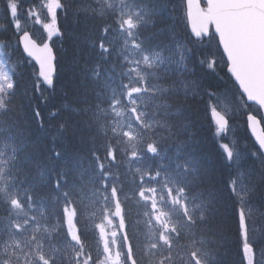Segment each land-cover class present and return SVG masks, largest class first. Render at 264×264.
Segmentation results:
<instances>
[{
  "label": "trees",
  "instance_id": "trees-1",
  "mask_svg": "<svg viewBox=\"0 0 264 264\" xmlns=\"http://www.w3.org/2000/svg\"><path fill=\"white\" fill-rule=\"evenodd\" d=\"M30 2L31 0H0V51L7 56L11 68L10 77L15 84L4 97L6 108L0 109V156L7 164L8 180L15 176L11 181L12 188L18 186L19 192H24L25 188L35 184L38 173L43 171L46 183L33 188L32 193L34 198L48 196L50 212L51 195L55 192L52 182L61 176L66 177L67 182L61 184V189L67 190L76 203L80 213L77 223L81 228V236L91 246L96 233L86 231V226L82 224L81 218L85 220L86 216L83 211L85 201L81 200L80 190L85 182L97 187L103 180V175L97 172V163L92 159V153L97 152L102 158H106L108 151L107 137L101 133V124L106 126L108 118L99 112L98 105L107 109L109 86L106 85L110 82L114 85L118 80L116 72H112V81L107 80L106 72L111 71L110 66L115 64L117 71L122 70L117 49L113 43H109L116 25L112 24L108 36L104 38L105 44L110 45L112 50L108 53V59L103 60L94 42L101 39V26L110 23L112 17L109 16L107 21L101 19L95 10L103 7L107 12L109 8L95 0H62L63 7L56 13L62 35L55 45L56 75L53 87L49 88L41 82L32 64L23 58L17 46L16 28H13L16 15L9 18L10 5L17 8L18 16L26 18L34 7L29 5ZM130 3L142 16L147 12V20H154V26L145 23L139 29L143 45L162 51L166 58L177 55L187 71L181 79L173 75L166 76L162 81L170 91L163 99L164 104L172 106L173 110L167 111L169 116H164L163 124L156 128L153 135L162 154H168L167 162L162 161L158 166L168 165L174 171L176 179L180 180L184 176L181 165L186 157L197 170L199 186L214 188L217 194V211L211 226L222 233L217 239H224V245L216 252L217 264H238L242 245L237 238L235 200L229 191L228 180L232 176L238 177L243 169L245 180L248 177L246 184L251 192L250 202L256 208L254 213L251 208L248 209L249 222H261L264 225V160L250 139L242 117L238 121L230 119L233 125L236 124L232 132L234 141L245 150H238L243 162L236 167L227 163L226 154L220 147L221 144L218 145L212 137L206 119L204 129L203 125L204 118L210 111L208 102L213 95H217L220 100L225 97L228 101L233 100L230 97H242L226 73L224 61L220 63L222 68L215 76V72L210 71L205 64L211 57L207 54V49L188 37L184 0H131ZM97 63L101 65L100 75L94 79L93 72ZM173 84L174 88L171 87ZM181 84H187V87H180ZM116 86L117 84L114 85ZM98 92L100 95H97ZM172 93L175 94L173 100H169L167 97ZM53 111L56 112L55 115H52ZM251 112L259 116L258 109L251 108ZM151 137L152 134L148 133L145 143ZM178 145H181L179 155ZM57 151L60 153L58 158L53 155ZM254 153L257 154L256 158L253 157ZM117 156L120 158L119 150ZM152 159L144 153V158L136 164L154 171L158 166L150 162ZM113 170L115 166L113 169H105ZM118 170L121 173L120 182H124L127 176L124 167L121 165ZM192 175V172L187 173L185 177L192 179ZM124 188L129 190L130 185L124 183ZM2 199L4 196L0 195V200ZM23 203L26 204V199ZM129 204L128 207L131 208ZM131 209L133 213L138 211L137 208ZM7 211V204L0 206V216H6ZM259 229L261 228L258 227V231ZM63 231L61 229V233ZM144 239L141 236L138 256H143ZM181 241L183 242V236ZM52 242L64 245L68 240L66 236L59 235L54 236ZM212 247L217 246L213 244ZM178 251L188 253V249L184 247H179Z\"/></svg>",
  "mask_w": 264,
  "mask_h": 264
},
{
  "label": "snow or ice",
  "instance_id": "snow-or-ice-1",
  "mask_svg": "<svg viewBox=\"0 0 264 264\" xmlns=\"http://www.w3.org/2000/svg\"><path fill=\"white\" fill-rule=\"evenodd\" d=\"M115 2L117 7L113 9L109 5L107 12L103 7L95 10L101 19L107 21L109 16L112 17L110 23L101 26V39L94 42L98 52L102 54L101 59L107 60L108 53L112 50L110 45L105 44L104 38L108 36L112 24H115L116 30L123 36L117 55L121 57V64L127 65L122 72L116 70L115 64L110 66L111 71L106 72L107 80L112 81V72H116L119 90L109 86L107 109L98 105L99 112L110 116L111 120L106 126L101 124V133L107 137L106 158H102L97 152L92 153V159L97 163V172L103 175L100 189L96 190L98 195L103 191L100 197L104 209L103 220L85 229L95 231V240L90 246L81 236V228L77 223L79 210L68 191L61 189V184L67 182L66 177L61 176L52 182L55 192L51 195V212L47 204L48 196L34 198L32 189L46 183L41 171L36 183L25 188L24 192H19L18 186L13 187L9 193L0 187V195L4 196L0 200V206H8L7 215L0 216V264H217L216 252L224 245V239L218 240L217 236H222V233L211 226L217 211V194L214 188L199 186L195 168L191 169L192 179L181 177L177 180L172 173H162L159 167L152 171L142 169L134 163L142 160L144 153L149 156L158 155L157 142L153 139L145 143V135L155 132L156 122L150 116L153 113L158 115L161 106L165 109L169 107L167 104L162 105L160 101H154L153 97L169 92V87L163 86L162 81L170 75V71H156L165 64L163 52L149 54L144 50L143 38L139 35L141 25L146 23L154 26V20L146 19L147 12L142 16L138 11L121 9L119 6L125 5L127 0ZM47 6L50 23L44 27L51 39L62 35L56 18V13L63 7L62 0H47ZM12 16L10 10L9 18ZM13 28H16V24H13ZM21 44L24 51L39 64V78L47 87L52 88L55 74L54 52L48 49L45 59L43 50L37 48L34 41L22 37ZM3 68L4 62L0 60V109L6 108L4 97L15 87L14 81ZM100 68L101 65L97 63L93 72L94 79L99 78ZM150 79L153 81L151 86ZM171 87L174 88L175 85ZM249 99L254 97L250 96ZM150 104L153 106L151 112ZM55 114L53 111L52 115ZM212 116L215 134L219 136L225 131L226 118L215 111ZM258 143L261 150H264V139H260ZM180 146L178 145L177 155ZM220 147L226 154L227 163L232 164L233 151L225 144ZM53 155L58 158L60 153L57 151ZM256 155L254 153L253 157L256 158ZM3 163L5 162L0 160V164ZM236 163L239 165L241 161L237 160ZM121 165L127 174L124 182H120L121 173L118 169ZM114 166L115 170L105 171ZM183 171H189L187 165ZM4 172L5 168H0V180L4 179ZM80 176L83 177V169ZM238 176L240 180L241 176L244 177L243 169ZM14 179L13 175L8 182ZM109 180L113 181L111 186ZM147 180L153 183H145ZM124 183L130 185L129 190H125ZM228 188L235 200L237 238L242 241L238 264H264V229H259L258 235V226L254 222L250 224V218L246 214L249 208L253 213L256 211L250 202L251 192L246 183L243 188L237 187V176L229 178ZM241 191L248 194V200L241 196ZM25 199L26 205L23 203ZM129 201L136 205L137 212L133 213L128 207ZM133 216L139 218L133 219ZM61 229L64 230L63 233ZM59 235L66 236L68 244L53 243V237ZM141 236L145 237V243L143 256H138ZM213 244L217 247L213 248ZM179 247L188 249L186 256L178 251Z\"/></svg>",
  "mask_w": 264,
  "mask_h": 264
},
{
  "label": "water",
  "instance_id": "water-1",
  "mask_svg": "<svg viewBox=\"0 0 264 264\" xmlns=\"http://www.w3.org/2000/svg\"><path fill=\"white\" fill-rule=\"evenodd\" d=\"M201 2L206 5L205 9ZM185 9L188 30L195 39L200 33L206 36L209 26H212L234 84L246 103L256 105L264 118V103H261L264 101V0H185ZM23 37L30 39L28 35ZM20 47L39 71V64L24 51L21 39ZM37 48L43 50L46 59L47 51L51 49L49 43ZM250 96L254 99H249ZM246 124L252 140L264 157V150L258 143L264 139L260 121L248 115Z\"/></svg>",
  "mask_w": 264,
  "mask_h": 264
},
{
  "label": "rangeland",
  "instance_id": "rangeland-1",
  "mask_svg": "<svg viewBox=\"0 0 264 264\" xmlns=\"http://www.w3.org/2000/svg\"><path fill=\"white\" fill-rule=\"evenodd\" d=\"M97 1L99 2V0H97ZM127 3H130V2L127 0ZM100 4H103V5L107 6V7H109V5H111L113 9L117 7V4H116L115 0H101ZM29 5L30 6H34L35 9L37 10V12H41L42 16H44V21L41 23L42 24L41 27H33V31L36 34L35 38H39V40H38L39 42H44V41L52 40L53 37H55V36H53L50 39L49 36H48V33L46 32L45 27H44L46 24L50 23V17H49V13H48L47 0H31V2L29 3ZM119 7L121 9L131 10L130 7H128L127 4L120 5ZM16 11H17V9L14 8V7H12V13H13V15L15 14ZM131 11H134V10H131ZM24 25H25L24 22L22 20H20L19 21V27L22 28ZM31 25L36 26V25H34V23H31ZM115 34L118 37V39H116V40L119 41L120 48H121V41L123 39V36L118 31L115 32ZM147 52L149 54H151L154 51H151V50L149 51L148 50ZM215 52H216V50L213 47V45L207 50V54H209V56H211V57L208 58V61H207L208 64H210L212 60L217 61L216 60L217 55L215 54ZM1 54H2V52L0 51V60H2L4 62L3 71L7 73V69H11L10 68V63H9V61L7 59V56H4L3 54L1 55ZM124 54L126 55L127 53L125 52ZM175 57L177 58L176 61L174 63H170L167 67H164V68H165V70L168 69L170 71V75H172V74H175V75H178V76L179 75H184V73H186L187 71L185 70V67L183 66L182 60L177 55H175ZM215 64L217 65L216 66L217 71H219L222 67L218 65L219 64L218 62H216ZM125 67H127V65H125ZM38 75L39 74H37V76ZM108 86H114V85H113V83L111 84V82H110L109 84L106 85V87H108ZM116 88L119 90V84L116 86ZM234 97L236 99H234ZM234 97H230L231 99H233L232 101L226 100L225 97H224V99H221V100L219 99V97H216V98L211 99L208 102V106L210 108V113L207 112L208 113V116H206L204 118V125H203V129H204V126L206 125L205 124V119H206V123L209 126V131H212V134H213L212 137L216 140V143L222 144V141H225L224 144H226V142H228V144H229L230 147H231V144L234 143V141L231 140L232 133H229L227 131H224L219 136H217L215 134V125L213 123L211 113H213V111H217V109H218L219 112H221L222 114H224L226 117H228L231 120H237L238 121L239 118L242 117V120L245 121V116L250 112V109H248L245 106L244 102L242 101V99L239 96H234ZM214 108L216 110H213ZM104 109H106V108H104ZM231 112L233 114H231ZM104 117L105 118H108L107 123L111 120V117L110 116L104 115ZM235 125H233V127H235ZM206 130H208L207 127H206ZM240 149L243 150L242 147ZM234 155H235V152H234ZM173 157H175V156H173ZM235 157H236V155H235ZM0 168H3L2 164H0ZM3 177H4V179L3 180H0V184L2 185L3 188H5V192L6 193H9L13 189L12 186H11L12 183L11 182H6L7 177L5 175V172L3 173ZM247 181H248V177L246 178L245 182H247ZM108 183H111L112 184L113 181L112 180H109ZM83 185L85 186L86 185V182L83 183ZM237 187H240V186H237ZM241 188H242V186H241ZM240 194L243 197L246 196V192H244V191H241ZM84 197H85L86 200L89 201L88 204L91 207V208H88L89 209V213H91L92 215H96L97 212H98V209L101 208V210H102L101 212L102 213L99 214L98 219L100 220L101 218H103L104 209H103V207L100 204L97 203L96 198L92 195V193H85ZM110 199L111 198H109V200ZM93 201L95 203H93ZM100 202H101V199H100L99 203ZM111 207H112V205H111V202H110L109 203V208H111Z\"/></svg>",
  "mask_w": 264,
  "mask_h": 264
},
{
  "label": "bare ground",
  "instance_id": "bare-ground-1",
  "mask_svg": "<svg viewBox=\"0 0 264 264\" xmlns=\"http://www.w3.org/2000/svg\"><path fill=\"white\" fill-rule=\"evenodd\" d=\"M128 1L131 2V0H128ZM165 53L167 54V51H166ZM102 195H103V193H102ZM247 196H248V194L246 193V196H245V197H247ZM245 197H244V198H245ZM129 205L131 206V208H134V209L137 208L136 205L133 204V203H132V204H129ZM81 220H82V224L84 223L83 226H86V228L91 227V226L89 225V223H88L86 220H84V219H82V218H81ZM88 232H89V231H88ZM241 245H242V241H241ZM186 255H187V252H185V256H186Z\"/></svg>",
  "mask_w": 264,
  "mask_h": 264
}]
</instances>
